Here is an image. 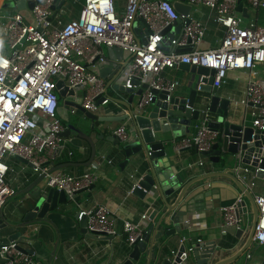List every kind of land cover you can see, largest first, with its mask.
I'll use <instances>...</instances> for the list:
<instances>
[{
  "label": "built area",
  "instance_id": "obj_1",
  "mask_svg": "<svg viewBox=\"0 0 264 264\" xmlns=\"http://www.w3.org/2000/svg\"><path fill=\"white\" fill-rule=\"evenodd\" d=\"M57 2L59 6L53 8ZM186 2L213 11L214 22L223 29V36L215 46L200 47L206 25L191 13L179 14L169 0H124L121 11L116 8V0H35L27 15L18 10L0 18L5 45L0 49V209L12 193L6 180L10 170L7 157H23L33 165L32 173L39 175L52 166L53 154L61 147L59 133L64 126L57 117L58 81L68 90H84L80 105L88 111L97 109V97H102L100 105L109 101L99 71L105 66L114 68L117 63L107 60L103 47H117L130 53L117 83L124 88L141 89L135 104L137 110L152 102L155 91L171 94L177 89L179 81L168 78L164 71L180 63L214 70L213 90L226 82L228 72L246 71L244 97L238 102L251 107L250 126L264 138V79L255 77L256 66L264 64V28L253 22L244 24L235 9V0ZM248 2L254 8L264 7V0ZM73 4L79 7L77 16H73L70 6ZM137 19L145 24L134 33L133 22ZM177 19L183 21L182 30L168 39L166 46L161 32ZM203 77H199V83ZM199 110L194 132L172 141L177 153L194 149L201 154L217 141L219 132L209 126L212 116L207 106H200ZM114 135L122 143L127 142V124L117 126ZM205 163L199 160L197 165L202 167ZM209 164L213 165L211 161ZM233 170L247 187L253 186L251 178L255 177L256 169L238 164ZM96 180L97 176L90 171L72 174L60 169L46 174L42 185L63 191L72 199ZM254 202L258 216L252 240L262 245L264 195L255 196ZM236 210L237 201L222 207V232L238 225ZM82 217L88 234L119 235L117 219L104 204L79 209L77 220ZM121 232L130 249L142 240L144 228L139 223L122 220ZM18 246V240L0 245L3 264H33L32 256Z\"/></svg>",
  "mask_w": 264,
  "mask_h": 264
},
{
  "label": "crops",
  "instance_id": "obj_2",
  "mask_svg": "<svg viewBox=\"0 0 264 264\" xmlns=\"http://www.w3.org/2000/svg\"><path fill=\"white\" fill-rule=\"evenodd\" d=\"M12 2L13 0H0L1 19L18 10L25 15L28 14L29 9H17L11 5ZM123 4L124 0H116L118 11H121ZM73 6L76 5L73 4ZM243 7L247 9L246 15L239 12L243 18V23L249 24L253 22L264 28V7L254 8L249 4L248 0H243ZM77 13L78 9L75 14L73 12V16H77ZM190 13L194 18L206 25L205 36L200 47L210 48L215 46L223 36V29L214 22L213 11L205 6L197 5L192 6ZM1 19L0 22L2 21ZM140 27L141 25L138 26L139 31ZM4 46V37L0 34V49H3ZM182 51L184 50L182 49ZM103 52L105 55L107 54L106 47H103ZM114 61L117 65L122 63V61L120 62L116 59ZM255 72L256 79H264V64L257 65ZM164 74L168 78L179 81V86L174 91V94L179 97L188 95L190 88L195 87L200 79L198 75L190 71L181 70L177 66L166 69ZM110 77L111 74H108L105 78H101L105 83ZM247 77L248 73L246 71H230L226 82L212 92L229 100L230 106L228 110L233 120H241L245 125H250L249 114L251 107L238 102L244 97ZM138 90L136 88L133 92H125L118 89H110L108 94H106L109 101L92 111L95 116L109 117L112 120L103 123L95 122L96 128L94 130H85L95 144L96 154L94 161L88 167L77 165L62 168V170L72 174L90 171L97 176V180L88 190L79 191L69 203L60 204L57 209L50 210L46 215L47 221L34 222L23 229L25 238L21 241L18 240L19 246L24 250L30 251L28 253L32 256L33 264H122L128 258L130 250L126 247L125 235L121 232L122 220L139 223L144 228V232L150 226H153L145 250L140 252L138 260L132 261L133 264H146L149 261V256H151L149 264H161V260L164 257L174 256L182 244L189 248L192 244L197 243L198 240H200L199 243L213 242L215 248H224L226 252L222 254L223 257L232 255L245 245L249 229L243 217H241L242 221H239L242 229L239 235L238 225L222 232V207L244 199L237 186L227 177L207 179V182L212 184L210 188L214 187L217 191L212 195L211 199L215 205L219 203L218 207L205 208L195 212L189 216L187 221L182 222L187 223L188 226L179 233L164 235L160 231L154 236V225L160 216L163 204L158 203V206L157 204L151 205L145 199L141 200L132 194L133 186L142 175L137 172V164L141 161L137 155H132L127 163L122 165L126 158L122 144L116 145L110 141L111 136L114 135L115 128L121 123L125 122L128 131L131 132L128 120L115 121L116 117L124 113L125 110L120 105L111 102L110 97L123 100L132 98L135 105L138 100ZM83 94L84 90L81 89V91L76 92L75 97H65L66 108L60 106L58 102L57 117L60 120L72 119L76 114V111L73 112L76 107L72 103L75 101L80 103ZM211 116L212 120H217L218 118L214 114H211ZM195 122H192L186 135L194 132ZM166 137L171 139V132H168ZM170 151V165L174 166L176 164L177 157L186 159L184 164L177 167L184 183L193 177L206 173L225 169L228 171L233 170L232 164H213L210 166L209 159L194 149H187L177 153L171 144ZM70 152L71 154H69ZM89 156V143L85 139L72 136L64 140L63 148L52 160V165L69 161L84 163ZM199 160L206 161L205 165L202 167L197 165ZM6 162L10 167L6 180L12 189V193L6 199L1 210L4 217L12 222L20 219L23 209L27 208V206L29 207L25 200L29 193L23 192L28 190L29 185L37 175H34L31 167L17 157L8 156ZM251 180L254 184L250 187V190L254 191L255 196L264 195V181L258 180L254 176H252ZM150 197L158 199L156 193L150 194ZM99 203L106 205L117 219L119 235L113 237L110 241L103 239L102 236L90 235L80 231L81 227L77 220V211ZM149 206H154L158 210L153 221L144 216ZM166 228L170 229L172 225L166 226ZM14 231L15 228L13 227L0 230V245L8 242V236ZM53 251L54 254L52 255ZM262 261H264V244L259 245L252 240L246 251L230 264H261ZM3 262V259L0 258V264H3Z\"/></svg>",
  "mask_w": 264,
  "mask_h": 264
},
{
  "label": "water",
  "instance_id": "obj_3",
  "mask_svg": "<svg viewBox=\"0 0 264 264\" xmlns=\"http://www.w3.org/2000/svg\"><path fill=\"white\" fill-rule=\"evenodd\" d=\"M169 1H172L175 10L179 14L186 15L192 10V6L187 4L186 0ZM235 1L236 11L246 15L247 9L243 7V0ZM34 3L35 0H13L11 5L17 9H31ZM59 4L60 2H57L53 5V8H57ZM184 22L186 24L188 20ZM144 24V21L141 19L134 21L132 27L134 33L137 32L139 25L142 26ZM182 26L183 21L177 19L173 24L168 25L162 30L161 34L164 36L163 40L166 46L169 45L168 39L180 34ZM141 41H144V39L142 38ZM106 51L108 61L116 59L120 62L122 61V63H119L114 68L105 66L100 69L99 74L102 78L111 74V77L104 83L103 92L105 96L110 89L133 92V88H124L117 83V78L129 59L130 53L117 47H106ZM177 67L184 71H190L199 77L204 76L201 79L202 82L199 83L198 81L195 87L190 88L186 96L179 97L174 92L168 94L163 91H155L152 102L148 106L138 110L133 104L132 98L123 100L110 97L111 102L120 105L125 110L124 113L116 117L115 121L128 120L131 126L127 142L122 143L115 135L111 136L110 141L116 145L122 144L126 157L122 165H125L132 155H137L141 161L137 164V172L142 175L133 186L131 190L132 194L141 200L145 199L151 205L157 204L158 206V203L163 204V209H161L160 216L154 225V236L160 231L164 235L179 233L181 230L187 228L188 224L182 222L187 221L189 216L205 208L219 206V203L216 205L212 203V195L217 191L214 187L210 188L212 184L207 182V179L212 177H227L237 186V189L243 194L244 199L237 201L236 216L238 221H242L241 217H243L249 229L246 243L243 247H240L232 255L223 257L222 254L226 250L219 247L215 248L213 242L194 243L189 247L190 249L182 244L174 256L164 257L161 260V264H230L246 251L252 241L258 216L257 207L254 202L255 193L237 177L234 170L228 171L227 169L199 175L184 183L183 177L178 172L177 167L184 164L186 159L177 157L176 164L174 166L170 165L172 138L186 135L190 130L192 122L196 121L199 117V107L207 106L211 114L218 116L217 120L209 122V126L218 131L219 136L211 148L206 152H201V154L206 156L213 164H232L233 167H236L238 164L248 165L256 169L255 178L261 181H264V138L260 135V131L253 129L250 125H245L241 120H233L229 115V100L213 94L211 83L214 70L184 63L178 64ZM56 88L59 98L75 97L76 92L81 90V88L68 90L62 81L57 82ZM140 93L141 89L138 90L137 95ZM101 100L102 97H97L98 106H100ZM72 104L76 107L74 117L70 120H61L64 126V130L59 133V136L62 138L61 147L65 139L72 136L79 137L89 143L90 156L84 163L69 161L52 165L46 172L37 175L29 185L28 190L23 192L29 193L25 197L29 207L26 204L27 208L23 209L20 219L11 222L4 217L0 209V230L11 227L15 228V231L8 236L9 241H21L25 238L23 233L24 228L34 222L47 221L46 215L50 210H55L58 205H64L71 201L63 191L44 188L42 181L46 174L70 166L81 165L88 167L95 159V144L85 130H94L96 128L95 122L103 123L112 120L109 117L95 116L91 111L84 109L77 101ZM168 132H171V139L166 137ZM61 147L54 152V158L60 153ZM186 150L184 149L180 152ZM16 157L29 167H33L23 157ZM42 165L45 164L43 163ZM153 193L157 194V200L155 197H150V194ZM157 213L158 210L154 206H149L145 211V216L153 221ZM78 223L81 227L80 231L87 234L84 227L85 218L82 217L78 220ZM169 225H172V228L167 229L166 226ZM240 227L241 225L238 223V235L242 231ZM152 228L153 226H150L144 232L142 240L137 241L131 246L128 258L122 264H133V260H138L140 252L146 248ZM102 237L109 241L113 239L111 235ZM18 248L23 252H30L29 250L22 249L20 246ZM54 251L51 253L52 255ZM149 257V261L146 264L150 262L151 256ZM261 264H264V261Z\"/></svg>",
  "mask_w": 264,
  "mask_h": 264
},
{
  "label": "rangeland",
  "instance_id": "obj_4",
  "mask_svg": "<svg viewBox=\"0 0 264 264\" xmlns=\"http://www.w3.org/2000/svg\"><path fill=\"white\" fill-rule=\"evenodd\" d=\"M71 6V8L73 9V12H74V14H75V12L77 11V9H78V5H76V6H73V5H70ZM75 8V9H74ZM78 91H81V90H78ZM59 103H60V106H62L63 108H66V106H65V97L63 98V97H61V99L59 100Z\"/></svg>",
  "mask_w": 264,
  "mask_h": 264
}]
</instances>
